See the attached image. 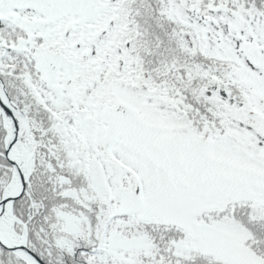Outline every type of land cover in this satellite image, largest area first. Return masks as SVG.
<instances>
[{
    "label": "snow or ice",
    "instance_id": "1",
    "mask_svg": "<svg viewBox=\"0 0 264 264\" xmlns=\"http://www.w3.org/2000/svg\"><path fill=\"white\" fill-rule=\"evenodd\" d=\"M0 264H264V0H0Z\"/></svg>",
    "mask_w": 264,
    "mask_h": 264
}]
</instances>
